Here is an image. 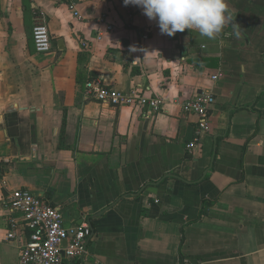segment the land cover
<instances>
[{
    "label": "crops",
    "instance_id": "obj_1",
    "mask_svg": "<svg viewBox=\"0 0 264 264\" xmlns=\"http://www.w3.org/2000/svg\"><path fill=\"white\" fill-rule=\"evenodd\" d=\"M225 2L231 22L209 39L162 35L123 0H77L80 18L55 0H0V197L24 189L66 227L90 225L86 253L62 264H264V0ZM36 23L51 52H35ZM90 78L149 88L161 108L99 104ZM200 92L215 101L190 151L197 117L181 104ZM15 217L7 241L0 210V264L28 239Z\"/></svg>",
    "mask_w": 264,
    "mask_h": 264
},
{
    "label": "built area",
    "instance_id": "obj_2",
    "mask_svg": "<svg viewBox=\"0 0 264 264\" xmlns=\"http://www.w3.org/2000/svg\"><path fill=\"white\" fill-rule=\"evenodd\" d=\"M65 3L74 18H80L77 0H55ZM105 25L104 17L96 21ZM107 30L112 27L107 25ZM146 38V36H144ZM32 42L36 53L51 52V40L44 23H36L32 28ZM218 76L212 77L215 80ZM86 94L96 102L113 108L130 107L142 110L149 108L156 113L160 110L162 101L159 97L149 95V88L120 92L107 88L98 78H90L85 83ZM214 97L206 92L198 93L194 98L181 104L182 111L197 117L193 138L186 146L193 150L200 145L209 132V111L214 104ZM0 210L6 217L8 231L6 240L12 241L17 236V218L22 220L25 229L29 231L19 253L17 264H62L63 256L68 259H78L86 253V242L92 237V230L87 222H81L66 227L62 213L51 207L44 199L24 189L7 192L0 197ZM65 245L63 246V243ZM182 264H197L185 260Z\"/></svg>",
    "mask_w": 264,
    "mask_h": 264
},
{
    "label": "clouds",
    "instance_id": "obj_3",
    "mask_svg": "<svg viewBox=\"0 0 264 264\" xmlns=\"http://www.w3.org/2000/svg\"><path fill=\"white\" fill-rule=\"evenodd\" d=\"M123 4L142 9L149 20L156 22L162 35L173 36L187 29L215 39L231 22L225 0H123Z\"/></svg>",
    "mask_w": 264,
    "mask_h": 264
},
{
    "label": "water",
    "instance_id": "obj_4",
    "mask_svg": "<svg viewBox=\"0 0 264 264\" xmlns=\"http://www.w3.org/2000/svg\"><path fill=\"white\" fill-rule=\"evenodd\" d=\"M34 156V155H33ZM65 245V242L63 243V246Z\"/></svg>",
    "mask_w": 264,
    "mask_h": 264
}]
</instances>
